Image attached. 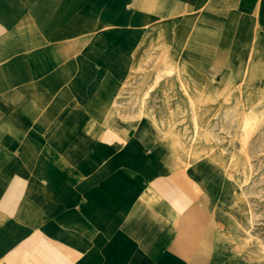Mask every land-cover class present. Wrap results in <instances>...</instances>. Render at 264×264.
I'll list each match as a JSON object with an SVG mask.
<instances>
[{
	"label": "crops",
	"instance_id": "0c3cea01",
	"mask_svg": "<svg viewBox=\"0 0 264 264\" xmlns=\"http://www.w3.org/2000/svg\"><path fill=\"white\" fill-rule=\"evenodd\" d=\"M156 52L177 111L263 104L264 0H0V264L245 263L220 160L121 111Z\"/></svg>",
	"mask_w": 264,
	"mask_h": 264
},
{
	"label": "rangeland",
	"instance_id": "374dc122",
	"mask_svg": "<svg viewBox=\"0 0 264 264\" xmlns=\"http://www.w3.org/2000/svg\"><path fill=\"white\" fill-rule=\"evenodd\" d=\"M159 61V52H156L137 67L132 79L136 83L125 86L121 94V111H134L136 115L160 114L153 120L165 125L180 144H188L184 145L185 153L192 150L206 159L217 157L214 160H220V164L212 167L219 174L217 184L225 191L227 204L242 201L238 209L231 207L226 211L231 220L230 235L242 237L243 244L236 247L245 257L244 264H264V103L244 106L243 102L225 101L223 98L229 96L230 91L227 95L219 91L216 101L208 100L207 94L201 93L200 100L189 101L183 111H177L175 102L158 99ZM174 72L168 68L163 76ZM151 77L155 84H150ZM192 108L197 113L194 117L181 115L187 114L186 109L191 114ZM224 169L231 175L223 177ZM232 184L235 187L230 198Z\"/></svg>",
	"mask_w": 264,
	"mask_h": 264
},
{
	"label": "bare ground",
	"instance_id": "6f19581e",
	"mask_svg": "<svg viewBox=\"0 0 264 264\" xmlns=\"http://www.w3.org/2000/svg\"><path fill=\"white\" fill-rule=\"evenodd\" d=\"M141 115H144V113L142 112ZM152 122H153V124H156V123H154V121H152ZM191 152H192V150H190L189 152H186L184 155L187 157V155L191 154Z\"/></svg>",
	"mask_w": 264,
	"mask_h": 264
}]
</instances>
